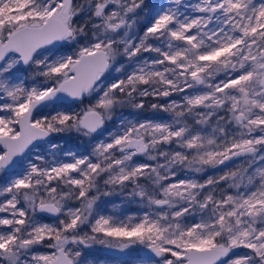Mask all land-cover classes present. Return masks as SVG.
<instances>
[{
  "label": "snow or ice",
  "instance_id": "1",
  "mask_svg": "<svg viewBox=\"0 0 264 264\" xmlns=\"http://www.w3.org/2000/svg\"><path fill=\"white\" fill-rule=\"evenodd\" d=\"M0 180V264H264V0H0Z\"/></svg>",
  "mask_w": 264,
  "mask_h": 264
},
{
  "label": "rangeland",
  "instance_id": "2",
  "mask_svg": "<svg viewBox=\"0 0 264 264\" xmlns=\"http://www.w3.org/2000/svg\"><path fill=\"white\" fill-rule=\"evenodd\" d=\"M151 2L159 3L161 0H151ZM90 101L85 100L83 105H74V110L79 111L85 105H87ZM151 102H156L152 100ZM145 118H164L166 114L164 113H153L148 107L146 102V107L143 113ZM58 139L63 141V146L65 149L78 150L83 151V148H77V145H83L85 141L82 139H77V137L73 134L70 137L64 136L59 137ZM34 153L38 150H33ZM2 182V180H0ZM118 203V202H117ZM111 207V205H108ZM128 214H133L138 211L137 205H126L123 209ZM109 248L101 245H95L91 249L87 250V255L89 257L90 264H144V261L140 259V250L139 246L134 248L120 251L119 254H114L112 252H106Z\"/></svg>",
  "mask_w": 264,
  "mask_h": 264
},
{
  "label": "water",
  "instance_id": "3",
  "mask_svg": "<svg viewBox=\"0 0 264 264\" xmlns=\"http://www.w3.org/2000/svg\"><path fill=\"white\" fill-rule=\"evenodd\" d=\"M111 252L114 253V254H119V253H120L119 250H114V249H111ZM143 254H144V253H143V250L141 249V250H140V256L142 257Z\"/></svg>",
  "mask_w": 264,
  "mask_h": 264
},
{
  "label": "trees",
  "instance_id": "4",
  "mask_svg": "<svg viewBox=\"0 0 264 264\" xmlns=\"http://www.w3.org/2000/svg\"><path fill=\"white\" fill-rule=\"evenodd\" d=\"M110 250V252H111V249H109ZM109 250H106V252H108L109 253Z\"/></svg>",
  "mask_w": 264,
  "mask_h": 264
}]
</instances>
